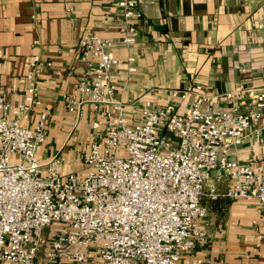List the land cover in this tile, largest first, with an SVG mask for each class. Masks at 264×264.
Returning a JSON list of instances; mask_svg holds the SVG:
<instances>
[{"label": "built area", "instance_id": "2783aa9c", "mask_svg": "<svg viewBox=\"0 0 264 264\" xmlns=\"http://www.w3.org/2000/svg\"><path fill=\"white\" fill-rule=\"evenodd\" d=\"M111 1L121 10L120 42L131 45L142 0ZM112 48L111 39L84 34L79 51L87 75L74 95H63L68 111L89 105L94 115L81 148L82 174H63L58 154L38 158L47 135L45 112L32 126L22 124L41 104L38 55L28 62L22 101L0 97V264H33L41 231L54 223L59 227L43 264H210L195 255L208 240L201 198L255 199L264 207V159L256 165L228 158L244 137L264 142V91L247 88L241 104L236 91H228L221 95L226 108L203 111L211 96L201 84L170 89V101L151 110L146 100L131 124L126 113L133 105L115 98ZM133 61H125L128 73L135 71ZM188 95H194L190 108L176 112L175 101ZM212 175L226 179L224 192L206 187Z\"/></svg>", "mask_w": 264, "mask_h": 264}, {"label": "crops", "instance_id": "0c3cea01", "mask_svg": "<svg viewBox=\"0 0 264 264\" xmlns=\"http://www.w3.org/2000/svg\"><path fill=\"white\" fill-rule=\"evenodd\" d=\"M139 9L135 42L124 46L121 10L111 0H0V97L22 101L28 62L38 55L41 104L22 124L32 126L39 113H46V140L37 156L44 162L60 155L63 174L84 173L81 148L94 119L89 105L76 114L63 101L87 75L79 51L84 34L113 41L118 63L111 68V81L115 98L134 107L127 110L131 124L139 120L146 100L151 110L170 101V89L201 84L211 96L201 104L203 111L226 108L221 95L228 91H236L238 104L246 100L247 88L264 91V0H142ZM129 56L133 73L126 70ZM193 100L194 95L177 99L176 112L186 113ZM228 158L260 165L264 142L244 137L229 149ZM214 182L220 181L212 176L206 187H215ZM228 186L215 188L224 192ZM201 203L207 209L201 222L208 240L195 249L196 256L210 264H264V207L259 201L204 196ZM43 254L33 264H43Z\"/></svg>", "mask_w": 264, "mask_h": 264}, {"label": "rangeland", "instance_id": "374dc122", "mask_svg": "<svg viewBox=\"0 0 264 264\" xmlns=\"http://www.w3.org/2000/svg\"><path fill=\"white\" fill-rule=\"evenodd\" d=\"M129 114L126 113V117H128ZM214 177V175H212ZM215 178V177H214ZM226 179H222L220 182H214L215 187L221 186L225 184ZM59 225L57 223L47 225L43 228L41 231V239L43 240V243L38 246L37 254H42L45 250V247L49 244L51 239L55 236V233L57 232Z\"/></svg>", "mask_w": 264, "mask_h": 264}]
</instances>
